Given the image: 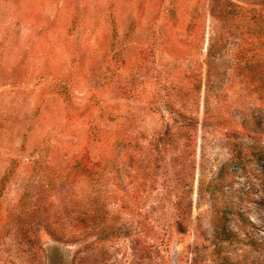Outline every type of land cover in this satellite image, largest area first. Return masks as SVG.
<instances>
[{"label":"rangeland","instance_id":"obj_1","mask_svg":"<svg viewBox=\"0 0 264 264\" xmlns=\"http://www.w3.org/2000/svg\"><path fill=\"white\" fill-rule=\"evenodd\" d=\"M53 254L264 264V0H0V264Z\"/></svg>","mask_w":264,"mask_h":264},{"label":"trees","instance_id":"obj_2","mask_svg":"<svg viewBox=\"0 0 264 264\" xmlns=\"http://www.w3.org/2000/svg\"><path fill=\"white\" fill-rule=\"evenodd\" d=\"M120 144H124V142L122 140L119 139V137L115 138V145L118 146ZM99 160L97 162H91L87 156H81L79 157L74 165V168H76V170L78 172H81L82 174H85V176L88 178L87 180H93L95 179L97 182L100 178V176H102L104 169H107L108 166H110V170L111 168L114 169V171L117 173L118 177H120V173L122 169H119L115 163L109 165L108 162L110 161L109 156H107V153L104 152L103 154L99 155ZM120 179V178H119ZM59 232V231H58ZM77 259V254L74 257V260ZM57 261V256L56 254L52 255V263H57L55 262Z\"/></svg>","mask_w":264,"mask_h":264}]
</instances>
